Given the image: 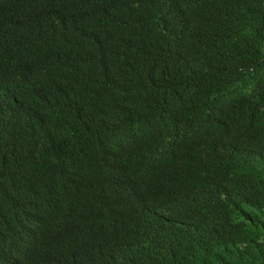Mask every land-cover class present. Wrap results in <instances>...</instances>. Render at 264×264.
<instances>
[{
	"label": "trees",
	"instance_id": "1",
	"mask_svg": "<svg viewBox=\"0 0 264 264\" xmlns=\"http://www.w3.org/2000/svg\"><path fill=\"white\" fill-rule=\"evenodd\" d=\"M0 264H264V0H0Z\"/></svg>",
	"mask_w": 264,
	"mask_h": 264
}]
</instances>
